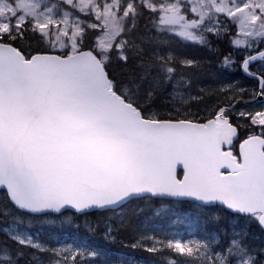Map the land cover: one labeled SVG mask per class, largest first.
Listing matches in <instances>:
<instances>
[{"label": "snow or ice", "instance_id": "obj_1", "mask_svg": "<svg viewBox=\"0 0 264 264\" xmlns=\"http://www.w3.org/2000/svg\"><path fill=\"white\" fill-rule=\"evenodd\" d=\"M145 10L158 34L151 50L132 36ZM159 34L209 48V35L227 37L233 51L245 52L239 67L256 82L253 97H264V65L250 68L264 61L257 47L264 43V0H60L51 6L0 0V186L16 208L83 213L145 196L191 198L264 228V106L236 113L245 126L250 121L260 128L239 143L238 152L240 124L233 123L235 105L229 102L235 95L204 120L177 107L161 111L158 91L172 82L177 64L195 62L162 53L159 46L168 41ZM113 59H135L141 72L117 83L108 71ZM235 64L231 51L221 62L228 70ZM5 234L21 249L48 251L49 264H78L85 251L98 258L89 264H124L82 245L45 249L14 224ZM246 239L242 231L227 243L219 234L147 236L132 247L167 252V264H264V246ZM22 258V251L13 257L7 244L0 245V264Z\"/></svg>", "mask_w": 264, "mask_h": 264}, {"label": "rangeland", "instance_id": "obj_2", "mask_svg": "<svg viewBox=\"0 0 264 264\" xmlns=\"http://www.w3.org/2000/svg\"><path fill=\"white\" fill-rule=\"evenodd\" d=\"M44 2L51 6L52 4H58L60 0H44ZM64 7L67 6L65 5ZM84 19L87 20L88 18L85 17ZM154 31L155 38L158 34L155 29ZM89 32H91V30H89ZM159 35L161 39L168 41L167 44L159 46L162 53L172 51L178 57H186L195 62L190 67H182L177 64L178 72L176 73L175 78L179 77L180 81L173 78L171 85L166 84L162 90L158 91L157 107L161 111H164L166 108L177 107L182 112L187 109L185 108L186 105L196 101V109L193 110V108H191L192 114L189 113V115H197L195 118L200 119L206 116V114H212L213 112L210 109L214 108L218 104L223 106L229 96L235 95L236 98L244 97L251 100L257 99L252 95L253 87L256 84L254 80L248 79L241 73H236L234 67L231 70H228L221 66L222 60L219 59V55L216 51L217 48L215 47L216 42L219 40L216 37L209 35V39L211 40V48H209L192 42H181L178 38L168 36L167 34ZM142 46L148 50L157 47L154 39L153 43ZM262 65H264V61L257 63L254 66V70L257 71ZM174 85L175 87H173ZM229 86L235 88V93L228 90ZM221 88L225 89V94L220 93L219 90ZM240 89H244L245 92H240ZM172 96L176 97L175 101L171 100ZM235 99H232L229 102L232 103ZM262 106H264V97L258 98L250 104H240L237 108H235L231 115H236V113L242 110L252 112L262 110ZM245 124L246 122H242V126ZM247 125H250V121L247 122ZM175 204L176 209L179 212V228L173 230L170 234H167V236L172 235L183 237L185 239H196L210 238L212 234H219L222 242L227 243L234 231H242L246 234V243L257 247L264 246V234L255 235L254 238H251L252 233L249 228L253 224L254 219L232 213H225L227 216L224 217L218 207H212L208 210L206 207L198 206L197 204L190 202L186 204L175 202ZM10 210L11 209H6L5 212L9 213ZM125 212L126 209L124 208L116 211L112 215V220L106 228L104 235L112 242V244L106 241L95 242L88 240V237H86V235L82 236L79 231H74L76 241H69L68 235L63 231H60V229H57L55 226H53V229L48 231V236L53 239L52 243L55 247L76 248L77 246L82 245L85 246L87 250H97L101 254H109L113 259H122L124 264H129V261H131V264H167V260H153L151 258L138 257L123 247V245L114 246V243L117 241L116 235H118L114 234V231L116 230V227L122 226L121 224L125 219ZM220 213L222 217H220ZM23 216L24 215L15 214L14 220L0 225V231L5 233L6 225L14 224L17 233L30 235L35 242L43 245L45 249L50 247L49 243L42 240V236L38 232L32 231L30 227L25 225ZM66 219L72 220V225L77 227L74 217H72L69 213H62L58 215V217L52 218L54 225L59 224ZM217 225L220 228L219 230L216 228ZM156 238L159 239V235H157ZM252 241L255 243L253 244ZM147 243L150 246L151 241H148ZM90 259L98 260V258L88 257L87 251H85L82 262ZM78 262L80 263L81 261Z\"/></svg>", "mask_w": 264, "mask_h": 264}, {"label": "trees", "instance_id": "obj_3", "mask_svg": "<svg viewBox=\"0 0 264 264\" xmlns=\"http://www.w3.org/2000/svg\"><path fill=\"white\" fill-rule=\"evenodd\" d=\"M149 15L150 14L147 12V10H145L144 16L138 19L136 30L132 34V36L136 39V42L141 45H149L153 43V38L155 36V31L152 27ZM233 32H235V29H233ZM88 35L91 36V32H89ZM86 44L90 45V41L86 40ZM263 46L264 43H260L257 45L258 48H261ZM215 47L217 48L216 51L219 55L218 57L220 60H223V57L231 51L233 58L236 60V64L233 66L234 70L236 71V73H241L239 65L243 59V56L245 55V52L243 50L233 51L227 37L220 38L216 42ZM108 71L111 77L117 83H120L127 81L131 75L140 73L141 69L137 66V61L135 59H130L126 64L124 62L116 61L115 59H113V61L109 64ZM179 79L180 78L178 77L177 81H180ZM171 84L172 83H169V85ZM195 106L196 101L194 103L191 102L185 106V108L187 109L183 110L182 112H187L189 114L192 111L191 108H193V110L196 109ZM210 110L214 112L215 110H217V106L211 108ZM195 116L197 115L190 116V118H195ZM210 116L211 114H206V116L200 118V120L210 118ZM231 118L234 124H240L239 135L241 138L248 136L249 134L260 133V128L257 126H242V122L245 121L238 120L236 115H231ZM175 202L176 201L170 199L143 197L131 199L118 209L95 210L84 214H77L72 211L63 212L69 213L72 215V217H74L75 222L77 223V227H75L72 225V220L70 219H66L63 222L54 225L52 218L58 217V215L60 214L55 215L49 213L42 215H31L19 211L10 203L6 193L0 190V225L14 220L15 214H20L24 215L23 221L25 225L30 227L32 231L38 232L42 236V240L46 243H49L50 247H55V245L52 243L53 239L48 236V231L53 229V226L66 233L68 235L69 241H76L74 231H79L82 236L86 235V237H88V240H92L95 242L106 241L112 244V242L109 241V239L106 238L104 234L106 232L108 224L112 220V215L116 211L124 208L126 209V212L125 219L121 224L122 226L116 227V230L114 231V234H118L116 235L117 241L114 243V246L123 245V247H125L131 253L135 254L138 257L151 258L153 260H168L170 259V257L167 252L153 254L145 251L143 247L133 248L132 245L137 243V241L141 239V237H156L157 235H159V239H163L165 236H167V234H170L173 230L179 228V212L176 209ZM179 203L186 204L189 202ZM211 208L212 207H206V209L208 210H210ZM6 209L11 210L9 213H6ZM220 210L224 217H226L227 214L225 213L228 212L223 208H220ZM221 213L220 217H222ZM216 228L217 230L220 229L218 225L216 226ZM249 230L252 233L251 238H254L255 235L264 234V231L260 229L258 223L255 220H253V224L251 225ZM254 241H252L253 244L255 243ZM3 244H7L9 246V248L12 250L13 257H15L17 251L23 252V258L18 260V264H49V261L51 259V255L48 251L41 252L39 250H33L31 248L21 249L19 245L13 243L12 240L3 231H0V245ZM81 263L88 264L89 260H85V262L80 263L78 262V264Z\"/></svg>", "mask_w": 264, "mask_h": 264}, {"label": "water", "instance_id": "obj_4", "mask_svg": "<svg viewBox=\"0 0 264 264\" xmlns=\"http://www.w3.org/2000/svg\"><path fill=\"white\" fill-rule=\"evenodd\" d=\"M261 50H264V48L263 49H261ZM252 54H256L255 52L254 53H252ZM257 61H259V60H257ZM256 62V61H255ZM254 62H252V64H253ZM242 71V70H241ZM242 73H243V71H242ZM243 75L244 76H246V77H248V78H251V77H249V76H247L246 74H244L243 73ZM237 101H239V102H237ZM253 101H256V99L255 100H249V99H242V98H238L236 101H234L232 104L233 105H235V108H237V106H239L240 104H243V103H251V102H253ZM238 137H239V129H238ZM246 138V137H245ZM238 139V138H237ZM237 139H235L234 140V142L237 140ZM244 139V138H243ZM242 139V140H243ZM241 140V141H242ZM240 141V142H241ZM238 150H239V144H238ZM179 171H182V174L181 175H179ZM178 178H183V170H182V168H178ZM0 190H4L5 192H6V195H7V189L4 187V186H0ZM155 198H160V197H155ZM163 199H172V200H180V201H194V202H196V203H198V204H200V205H204L202 202H199V201H195V200H193V199H191V198H179V199H176V198H163ZM8 200L10 201V198H8ZM127 202V201H126ZM126 202H124L123 204H125ZM10 203H11V201H10ZM12 204V203H11ZM122 204V205H123ZM13 205V204H12ZM121 205V206H122ZM216 205V204H215ZM219 205V204H218ZM14 206V205H13ZM121 206H117V207H114V208H105V209H89V210H86L85 212H83V213H77V214H84V213H88V212H91V211H95V210H106V209H117V208H119V207H121ZM207 206H210V205H207ZM14 208H16L15 206H14ZM17 210H19L18 208H16ZM226 209V208H225ZM67 210H70V211H73V212H75V210H73V209H71V208H66V209H62L61 210V212L60 213H62V212H64V211H67ZM19 211H22V212H26V213H28L27 211H25V210H19ZM228 211H230V210H228ZM231 212V211H230ZM48 213H53V214H60V213H54V212H47V213H29V214H32V215H42V214H48ZM76 213V212H75ZM260 226V225H259ZM260 228L261 229H263L264 230V228H262L261 226H260Z\"/></svg>", "mask_w": 264, "mask_h": 264}, {"label": "bare ground", "instance_id": "obj_5", "mask_svg": "<svg viewBox=\"0 0 264 264\" xmlns=\"http://www.w3.org/2000/svg\"><path fill=\"white\" fill-rule=\"evenodd\" d=\"M177 79V78H176Z\"/></svg>", "mask_w": 264, "mask_h": 264}]
</instances>
